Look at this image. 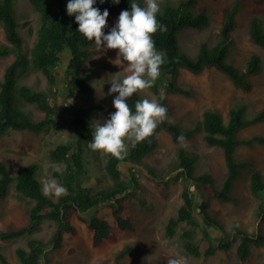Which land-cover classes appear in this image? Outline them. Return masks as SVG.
Returning <instances> with one entry per match:
<instances>
[{"label": "rangeland", "instance_id": "rangeland-1", "mask_svg": "<svg viewBox=\"0 0 264 264\" xmlns=\"http://www.w3.org/2000/svg\"><path fill=\"white\" fill-rule=\"evenodd\" d=\"M144 2V0H142ZM170 1L178 4L180 0ZM235 0H197V9H203L209 15V25L199 30L186 29L179 35L180 50L194 57L202 42L210 46L219 40L222 24V9L231 6ZM239 8L235 16L236 25L231 32V45L228 47L227 60L234 65L244 68L245 62L252 53L261 57V71L249 76L252 87L244 92L235 87L231 81L214 67H206L197 74L181 68L177 76V83L190 89V96L161 92L166 103L171 109L172 122L181 127L190 128L201 119L202 112L207 108H214L221 112L225 122L228 120L230 107L235 103H244L247 106L246 115L251 116L264 108V50L254 44L249 37V24L253 17L264 20V0H238ZM14 11L23 38L22 52L30 56V50L35 42L39 27L38 13L32 8L28 0H14ZM118 15H108L107 27H111ZM0 43H6L5 34L0 25ZM115 49H109L103 54L91 50V58L82 66L78 74L84 73L89 77L90 89L86 93H76L68 97L65 91L64 70L68 61L65 52L62 55L61 65L58 67L56 91L50 92L45 77L40 72H31L20 83L45 92L51 105L57 109L56 122L46 131L38 133L30 131L10 130L0 136V161L7 164L9 171L15 175L17 171L29 163L39 165L36 174L41 184L44 177H54V173L62 175L65 170L63 162L50 158L49 151L59 144L77 146L78 133L71 125L74 112L88 107H99L92 113L90 125L94 120H102L115 111L112 101L115 93L109 95L111 80L126 75L122 72L123 66L112 63L116 58ZM15 59L13 53L0 57V80L5 68ZM159 81V78L157 79ZM163 80V79H162ZM161 80V81H162ZM159 81L160 83H162ZM144 99H156L150 89L138 91ZM60 98L63 103L60 104ZM72 98V103L67 105ZM17 102L31 113L34 119H40L44 113L33 105L22 102L17 94ZM254 135L264 136V121L246 127L238 132L240 138H249ZM129 139L125 140L127 150ZM83 171L80 172L81 185L91 187L93 190L111 185V180L105 173L107 154L93 151L82 145ZM182 147L187 155L194 156V174H210L215 186L220 187L226 175V165L220 147L208 146L202 139V132L195 133L191 138L174 143L170 135L161 131L158 134V146L154 151L143 157L140 164L132 166L121 163L120 168L125 175L134 172L137 186L132 187L133 196L123 203L122 217L129 220L133 230H120L117 228L108 205H100L94 211L99 217L107 220L111 226L110 235L98 246L91 244L92 232L87 225L72 216L70 222L76 228L75 234L65 233L62 246L55 251H49L46 264H116V255L124 246H131L132 251L122 258L123 264H166L167 259L177 256L186 258L187 264H264V248L251 246L249 257L242 261L236 256V244L228 251L217 250L212 256L204 257L202 252L211 243L217 244L219 232L200 222L199 226H190L184 222L179 223L175 235L169 237L165 226L170 216L176 215L183 200L181 192L187 183L181 178H176L175 166L179 161L178 147ZM238 161L248 160L251 167L242 169L239 178L234 182L232 195L235 202L218 200L212 190L200 184L189 185L194 191L198 202H208L210 213L224 223L227 229L233 224H238L249 232L264 233V221L258 218L257 211L259 199L249 192V177L252 170H259L264 178V144H255L253 147L238 146L235 150ZM59 183L60 179L54 177ZM126 180V177H123ZM62 184V183H61ZM43 190V189H42ZM53 200L58 197L47 195ZM32 201L17 193L14 183L10 192L4 199H0V231L13 230L28 223V210ZM197 220L200 218L196 216ZM56 230V223L44 221L40 229L27 233L14 240H0L2 252L10 264H21L16 256V249L24 247L32 238L47 242ZM185 230H193L194 244L198 246L199 256H194L184 249L182 234ZM209 233V238L205 235Z\"/></svg>", "mask_w": 264, "mask_h": 264}, {"label": "trees", "instance_id": "trees-1", "mask_svg": "<svg viewBox=\"0 0 264 264\" xmlns=\"http://www.w3.org/2000/svg\"><path fill=\"white\" fill-rule=\"evenodd\" d=\"M32 8L38 13L39 27L35 42L30 50V56L22 52L23 38L19 33L21 26L15 16L14 0H0V25L3 28L6 43H0V57L11 53L15 59L6 66L2 79L0 80V136L10 130L30 131L38 133L46 131L56 122L57 109L51 105L48 95L36 90L27 84L20 83L31 72H40L46 79L48 90L56 91V71L62 62V55L67 52L68 61L64 70L65 91L68 97L76 93H86L90 87L89 77L78 74L82 66L91 58V49L94 43L87 40L77 32L78 24L74 16L66 12L67 0H28ZM132 0H120V3L112 4L111 0L105 3H97L96 7L101 10L107 8L109 15H119L121 10L130 8ZM143 5L142 0H136ZM197 0H180L178 4L163 1L160 5L158 20L166 25V31H157L153 34L158 50L164 52L165 61L161 66L159 81H155L150 91L155 95L157 101L168 109V119L161 122L153 135L141 142L133 144L128 141L127 150L123 152L122 158H116L107 154L105 173L111 180V185L93 190L91 187L81 185L79 171H83L82 145L88 146L91 140L92 113L98 111L99 107H88L74 112L71 125L78 133L77 146L71 144H59L49 151L52 160L63 162L65 170L62 175L54 173V177L61 180L66 187V194L57 200L49 198L43 193L40 182L36 178L39 165L35 162L21 167L13 176L7 164L0 161V199H4L10 191V185L14 183L15 190L32 201L28 210V223L20 228L0 231V240L9 241L33 233L40 229L44 221L56 223V230L50 239L45 242L38 238H32L27 242V249L18 247L16 256L21 264H46V256L49 251L58 250L62 246L64 233L75 234L76 228L70 222L72 216L77 217L87 225L92 232L91 244L98 246L110 235V224L107 220L99 217L94 211L100 205H108L117 228L120 230H133L132 223L122 217L123 203L134 194L132 187L137 186L134 172L125 175L120 164L125 162L132 166L140 164L143 157L151 153L158 146V134L160 131L167 132L174 143H179L180 135L184 139L191 138L195 133L201 131L202 139L208 146H217L222 149L226 165V175L220 187L215 186V181L210 174H194V156L187 155L182 147H178L179 161L175 166L176 178H181L187 185L181 192L183 200L176 215L167 220L165 231L169 237L175 235L179 223L190 226H199L200 222L205 226L219 232L217 244H209L202 252L204 257L212 256L217 250L228 251L236 244V256L238 259L246 260L251 252V246L264 248V233L249 232L238 224H233L227 229L223 222L213 216L208 210V202H198L194 191L189 185L200 184L212 190L213 195L222 201L235 202L232 195L234 182L239 178L242 169L251 167L248 160L238 161L235 150L238 146L253 147L255 144H264V136L254 135L249 138H240L238 132L246 127L264 121V108L253 115H246L247 106L244 103L233 104L228 112V120L224 121L221 112L214 108H207L202 112L201 119L190 128H183L172 122L171 109L166 103L161 92L163 88L166 93L190 96L189 88L177 83V76L181 68L197 74L206 67H214L223 73L231 83L247 92L252 84L249 76L261 71V57L252 53L245 62L244 68L234 65L227 60L229 46L231 45V32L236 25L235 16L239 8L238 0L228 7L222 9V24L219 32V40L214 45L202 42L196 55L191 57L180 50L179 35L186 29L199 30L209 25V15L203 9H197ZM106 27L105 32L108 31ZM250 40L264 50V20L253 17L249 24ZM122 78V77H119ZM19 99L28 105L35 106L43 112L40 119H34L31 113L24 110L17 102ZM116 95V94H115ZM143 99L139 93H134L129 98V105L134 110L135 102ZM126 177V180L123 179ZM249 192L259 199L257 211L258 218L264 221V178L259 170H252L249 177ZM196 216L200 218L197 220ZM194 231L185 230L182 234L184 249L186 252L199 256L201 253L198 246L194 244ZM208 238L209 233L205 234ZM132 251L131 246L122 247L116 255V264H123L122 258ZM0 264H10L7 257L0 252Z\"/></svg>", "mask_w": 264, "mask_h": 264}, {"label": "clouds", "instance_id": "clouds-1", "mask_svg": "<svg viewBox=\"0 0 264 264\" xmlns=\"http://www.w3.org/2000/svg\"><path fill=\"white\" fill-rule=\"evenodd\" d=\"M105 2L67 0L66 12L74 16L78 24L77 32L94 43L99 54L109 49L117 50L112 63L122 65V72L126 73L122 78L110 81L108 94H116L112 101L115 111L109 113L106 119L94 120L92 138L88 143L89 149L102 150L119 159L125 150L126 139L133 144L141 142L152 136L157 126L168 119L167 107L156 99H139L135 102L134 110L129 105V98L134 93L151 88L161 75V66L166 57L164 52L157 49L153 34L166 31V25L157 18L159 0H144L143 5L132 0L130 8L121 10L115 23L105 32L109 11L95 6ZM111 3L118 5L120 0H111ZM59 103L64 104L63 98ZM71 103L72 98L67 105ZM178 140L183 141V135ZM42 189L45 195L55 197L67 192L66 187L54 177H44ZM166 264H187V261L185 257L177 256L167 259Z\"/></svg>", "mask_w": 264, "mask_h": 264}]
</instances>
